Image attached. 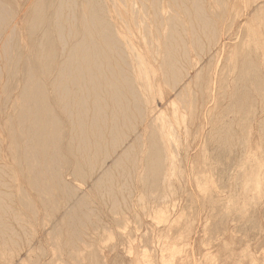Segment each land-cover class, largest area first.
Segmentation results:
<instances>
[{"label":"bare ground","instance_id":"obj_1","mask_svg":"<svg viewBox=\"0 0 264 264\" xmlns=\"http://www.w3.org/2000/svg\"><path fill=\"white\" fill-rule=\"evenodd\" d=\"M263 10L264 0H0V264H144L112 245V229L173 191L177 144L187 158L201 146L227 153L231 176L256 130L264 156V69L248 45ZM106 233L112 244L100 246Z\"/></svg>","mask_w":264,"mask_h":264},{"label":"rangeland","instance_id":"obj_2","mask_svg":"<svg viewBox=\"0 0 264 264\" xmlns=\"http://www.w3.org/2000/svg\"><path fill=\"white\" fill-rule=\"evenodd\" d=\"M260 15L263 17V21L261 22L263 28L264 10ZM262 28H260L261 34L258 40L251 37L248 40V45L253 49L256 48L257 56L264 69V29ZM225 65L229 64L225 63ZM230 65L232 66L233 63ZM226 71H228V68H226ZM158 99L156 95V101ZM257 132L256 130L247 132L246 138H248V142L246 143L245 150L248 156H254L255 154V157L257 156L258 159L256 157V160H248L246 159L247 155L244 158H239L236 169L231 176V173L222 174L224 166H227L228 162H230L228 161L230 158L227 153L222 154L220 151L219 155L221 157L219 155L217 157V153H215L217 149L214 151L212 150L214 148L211 146H201V148L199 147L200 150L198 148L193 149L196 151H192V148H189V156L187 158L183 151H186L184 149L186 145L182 144V141V147H180L181 144H177L176 146L178 152L184 147L180 156L178 155L180 152L178 153L175 149L174 151L173 148L175 146H173L172 151H174V154L175 152L178 153L176 168L179 169L181 167L183 173L177 172V177L174 176L176 179L173 177V179H170L171 182L169 183L172 187H169L174 188L173 191L168 190L166 187V193L165 191L162 193L165 194L164 196L157 193L159 197L163 198L159 199L157 196L158 200L156 201H159L158 203L160 204V202L163 203L161 200H164V202L165 200H169L165 203L169 202L168 205H173V200H177L175 208L174 206L164 205L165 203L163 206L161 205V207L158 206L159 208H157V205H159L157 202L155 206L154 204L146 203L145 198H143L144 203L147 205L143 204L144 207L146 206L145 211L139 207L140 209L137 208V211L130 212L127 215L129 219L124 226L122 223L119 227L112 229V234L115 233L112 236L114 241L106 233V235L108 234L107 238L110 240H105L106 235H103L100 246H103L104 243L110 245L113 241L112 245L117 246L121 252L122 246H126L131 253L126 254V258L133 261L136 259L141 261L150 260L148 261L149 263L144 262V264H169L170 260L173 262L171 264H264V156L259 144L260 133ZM182 135L181 140L185 137ZM209 147L212 149L210 148V150ZM206 149L209 150L207 151ZM209 151H212L214 155L210 156L206 154ZM201 155L203 156L201 157ZM222 155L224 156L222 157ZM215 156L218 158H216L218 162L214 160ZM184 158H187L188 161ZM209 158L214 160L212 165L216 167L218 165L217 168L211 165L212 160L209 161ZM204 159L208 160L206 161L207 163ZM180 164L184 166L182 167ZM198 164L202 167L206 165L205 168L207 170L203 168L204 171ZM208 164L210 165V170L207 167ZM191 166H194V169ZM183 168L188 171L186 172ZM203 171L208 172L204 173ZM180 173L181 175H179ZM181 176L182 178L184 177L182 180L180 179ZM168 191L171 192L168 193ZM173 192L177 197H173L172 200L171 195ZM186 192H188L187 195L183 196L182 199L181 196L185 195ZM166 194L168 199H166ZM188 196L191 197L189 201L187 199ZM164 197L166 198L164 199ZM154 207L156 210H154ZM139 210L145 212V219L143 211ZM136 212L139 215L138 218L133 215L137 214ZM123 227L125 230H122ZM143 251L147 255L144 260L140 257ZM122 256L125 257V254H122Z\"/></svg>","mask_w":264,"mask_h":264}]
</instances>
